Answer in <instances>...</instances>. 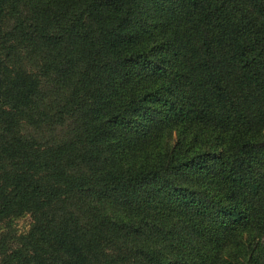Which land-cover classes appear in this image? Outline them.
<instances>
[{"label":"trees","instance_id":"trees-1","mask_svg":"<svg viewBox=\"0 0 264 264\" xmlns=\"http://www.w3.org/2000/svg\"><path fill=\"white\" fill-rule=\"evenodd\" d=\"M0 264H264V0H0Z\"/></svg>","mask_w":264,"mask_h":264},{"label":"rangeland","instance_id":"rangeland-1","mask_svg":"<svg viewBox=\"0 0 264 264\" xmlns=\"http://www.w3.org/2000/svg\"><path fill=\"white\" fill-rule=\"evenodd\" d=\"M22 56V54H21ZM23 59V56H22ZM24 60V59H23ZM13 66V64H11ZM14 67V66H13ZM61 90L60 86H56L53 82L50 84L49 82H45L44 84V94H47V101L49 103H54L58 100L57 92ZM72 120H68L67 124L62 128L60 126H44L40 129L36 127V125L32 123H27V121H23L21 126V134L24 137L33 136L36 139H40L41 141L53 140V138H59V136H63V134L70 131V129H74ZM33 225V219L30 215H25L24 217L15 219L13 222L14 229L17 233V236L27 234Z\"/></svg>","mask_w":264,"mask_h":264}]
</instances>
